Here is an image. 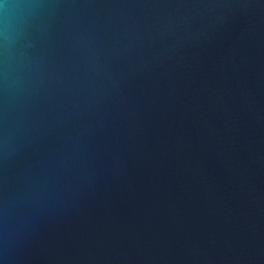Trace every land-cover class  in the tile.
<instances>
[{
    "label": "water",
    "instance_id": "95a60500",
    "mask_svg": "<svg viewBox=\"0 0 264 264\" xmlns=\"http://www.w3.org/2000/svg\"><path fill=\"white\" fill-rule=\"evenodd\" d=\"M0 82V264H264V0H39Z\"/></svg>",
    "mask_w": 264,
    "mask_h": 264
},
{
    "label": "clouds",
    "instance_id": "9594fccd",
    "mask_svg": "<svg viewBox=\"0 0 264 264\" xmlns=\"http://www.w3.org/2000/svg\"><path fill=\"white\" fill-rule=\"evenodd\" d=\"M39 7V0H0V82L9 92L21 85L24 67L16 47L26 21Z\"/></svg>",
    "mask_w": 264,
    "mask_h": 264
}]
</instances>
